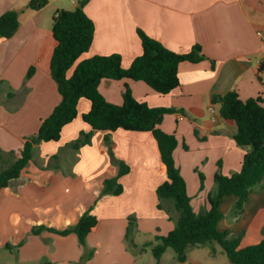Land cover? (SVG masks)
<instances>
[{"label":"crops","instance_id":"obj_1","mask_svg":"<svg viewBox=\"0 0 264 264\" xmlns=\"http://www.w3.org/2000/svg\"><path fill=\"white\" fill-rule=\"evenodd\" d=\"M82 1L48 0L44 8L33 10L27 8L30 0H0V16L9 10L20 12L15 35L0 37V172L18 157L25 140L38 133L61 101L50 72L56 47L53 16L60 9L74 10ZM83 7L95 24V36L80 60L120 54L123 67L129 68L142 54L138 29L177 53H188L197 44L202 47L206 58L181 63V86L167 95L127 79L104 80L100 91L109 102L120 105L128 85L133 96L150 107L179 111L166 115L161 128L178 137L176 164L195 213H205L208 196L215 190V174L239 172L249 150L237 145L236 123L219 115L211 99L232 90L242 100L264 95V71H258L264 59V0H88ZM31 68L35 73L27 78ZM90 108L91 102L81 99L78 116L63 128L61 139L35 146L20 177L0 189V264L75 263L82 254L75 234L44 231L35 235L32 230L39 226L63 230L77 224L88 210L98 218L87 237L90 245L94 241L100 245L114 232L125 238L130 216L136 218L134 234L153 237L144 242L175 228L177 213L158 208L156 189L168 177L151 132L97 130L91 144L79 149L71 146L82 131H91L83 120ZM120 161L130 166L121 178L123 193L103 194L104 180L118 173ZM203 167L211 184L196 196L194 188L201 186L196 169ZM238 199L224 198V218L218 228L230 237L243 234L241 248H245L264 237V180L248 197L241 215L234 213ZM172 206L168 202L171 210ZM222 251L189 247L187 261L180 264H215ZM135 257L129 254L127 264H134Z\"/></svg>","mask_w":264,"mask_h":264},{"label":"trees","instance_id":"obj_2","mask_svg":"<svg viewBox=\"0 0 264 264\" xmlns=\"http://www.w3.org/2000/svg\"><path fill=\"white\" fill-rule=\"evenodd\" d=\"M88 0H83V6ZM48 4V0H30L27 8L39 10ZM74 10H57L53 16L52 33L56 41L50 72L55 80L60 103L52 113L43 120L36 135L28 137L18 157L0 172V189L7 187L20 177L34 156L35 146L43 142L59 141L63 128L78 116V105L81 99L91 102L90 110L83 115V120L91 127L90 132L82 131L71 146L79 149L91 144L92 136L97 130L117 131L123 129L131 132H151L157 141L161 161L166 168L168 180L156 189L158 208L167 213L176 212L175 228L167 235H156L154 240L145 242L141 251L151 249L152 255L160 264L163 255L171 248L178 262L188 259V248L200 246L208 242H217L225 252L231 264H264V237L254 245L241 248L242 235L230 237L227 231H220L219 222L224 218L221 211L223 200L227 196L239 199L234 213L241 215L244 204L250 194L264 180V95L242 100L235 90L223 95H214L212 105H220V114L225 120L234 121L237 132L234 140L240 147L249 150L243 157L241 170L232 175L215 174V190L208 196L209 209L205 213L196 214L192 199L188 194L187 183L175 161V151L180 142L175 134L165 132L161 125L166 115L179 112L175 108L150 107L146 102L137 100L128 85L122 93L120 105L109 102L100 91L104 80H133L146 83L161 95H167L181 86L179 66L183 62L198 63L206 57L200 45H194L188 53H177L150 37L142 29H138L142 54L135 58L129 68L123 67L120 54L108 56L96 55L80 60L93 45L95 24L87 16L84 7ZM20 12L9 10L0 16V37L9 39L18 31ZM73 70L72 73L70 71ZM259 73L264 71L262 59ZM35 69L28 71L31 78ZM107 142L109 139H106ZM187 149V145L184 144ZM111 155H113L111 150ZM130 172V166L119 162V171L115 176L104 180L103 194L119 196L124 187L121 178ZM201 188L204 175L200 173ZM168 202L172 203L168 207ZM173 219V216L170 215ZM136 218L129 217V227L125 235L133 247L138 245L132 239ZM98 224V218L86 211L77 224L63 230L35 227L32 233L39 235L44 231L61 236L75 234L83 248L87 247V237ZM264 235V231H263Z\"/></svg>","mask_w":264,"mask_h":264},{"label":"rangeland","instance_id":"obj_3","mask_svg":"<svg viewBox=\"0 0 264 264\" xmlns=\"http://www.w3.org/2000/svg\"><path fill=\"white\" fill-rule=\"evenodd\" d=\"M216 109V112L220 114V105H214L213 106ZM167 117H169L167 115ZM197 170V173L199 174L197 177L200 179V173H205L206 177L203 181V188L201 186L197 187L195 186V191L198 192L196 196L199 195L204 188L210 186L209 182H207V170L203 167L201 170ZM202 174V173H201ZM188 177V176H187ZM188 179L192 182L191 177H188ZM105 237V236H104ZM147 238L152 239L153 237L151 235L142 234L140 232L133 234L132 239H134V242L138 244V247H133L129 240H126V238H123L119 234V232H114L111 236H106L105 242H101L100 245H96V241L92 242V245L87 243L88 248H83L81 246L82 254L81 258L77 260L73 264H127L126 257L129 256V254H135L137 258L135 257L134 264H157V260L152 255L151 249L148 248L146 251H141L142 245L145 243L144 241L147 240ZM202 247L206 251H211L212 249L216 248L218 250H223L222 247L215 241L208 242L206 244H203ZM191 249V248H190ZM223 256L220 257L215 264H231L228 260L226 254L224 251ZM175 252L169 248L167 252L165 253V257L163 260V264H180L178 262Z\"/></svg>","mask_w":264,"mask_h":264},{"label":"built area","instance_id":"obj_4","mask_svg":"<svg viewBox=\"0 0 264 264\" xmlns=\"http://www.w3.org/2000/svg\"><path fill=\"white\" fill-rule=\"evenodd\" d=\"M261 53H262V55L264 56V44H263V46H262Z\"/></svg>","mask_w":264,"mask_h":264},{"label":"water","instance_id":"obj_5","mask_svg":"<svg viewBox=\"0 0 264 264\" xmlns=\"http://www.w3.org/2000/svg\"><path fill=\"white\" fill-rule=\"evenodd\" d=\"M78 7L81 8L82 7V4H79Z\"/></svg>","mask_w":264,"mask_h":264}]
</instances>
